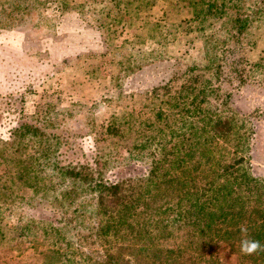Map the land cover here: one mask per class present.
Returning <instances> with one entry per match:
<instances>
[{"label":"rangeland","instance_id":"rangeland-1","mask_svg":"<svg viewBox=\"0 0 264 264\" xmlns=\"http://www.w3.org/2000/svg\"><path fill=\"white\" fill-rule=\"evenodd\" d=\"M41 1L43 7L26 21L0 29V264L105 260L108 248L89 239L96 225L94 199L72 185L53 188L57 179L49 181V170L37 165L47 158L59 166L97 163L104 179L115 183L144 172L128 158L146 144L144 151L159 153L165 174L173 176L175 156L160 153V141L172 137L178 151L201 159L199 185L237 157L251 164L254 175L264 176V6L249 13L247 2L239 13L223 8L220 0H198V6L190 0ZM208 5L223 13L194 17ZM237 18L249 24L239 39L241 54L249 65L260 64L249 70L251 84L240 89L220 84ZM210 86L221 89L210 94ZM35 120L49 124L46 132L53 134L51 147L42 144L40 153L37 140L11 134ZM108 126L125 132L108 134ZM46 151L50 155L41 156ZM183 186L160 185L152 209H164L171 198L166 194ZM66 192L72 193V204L63 198ZM68 220L78 224L75 231ZM171 233L169 240L140 251L123 244L124 263L180 264L191 256L193 264H264V250L241 254L240 241L253 239L248 232L237 233L231 245L215 244L203 256L185 248L182 232ZM158 251H180L183 258L157 261Z\"/></svg>","mask_w":264,"mask_h":264},{"label":"trees","instance_id":"trees-1","mask_svg":"<svg viewBox=\"0 0 264 264\" xmlns=\"http://www.w3.org/2000/svg\"><path fill=\"white\" fill-rule=\"evenodd\" d=\"M39 1L41 4L38 0H0V29L10 30L21 21H26L31 12L40 8V5L43 7L44 2ZM262 1H256L257 4L254 6L255 0L254 2L253 0H220V4L223 8H236L239 13H242V10H245V7L243 8L245 3L251 2V6L246 9L249 13H255L264 6ZM189 3L198 6V0H190ZM65 8L69 10L67 5ZM207 13H223V10L208 5L205 13L195 12L193 15L200 18ZM219 17L221 18V15ZM233 24L236 31L231 36L232 45L226 46L225 40L221 43L227 49L221 65L220 84L222 87L225 84L240 89L251 84L253 79L249 75V70L260 68V64L249 65L245 56L241 54L242 47L239 39L249 28L248 20L237 18L234 19ZM187 30L191 31L189 28ZM192 69L187 67L188 71ZM171 78H177V76L174 75ZM210 87V94L221 89ZM205 89L208 92V88ZM207 92L202 91L205 101L208 99ZM225 98L230 99V95H226ZM239 114L243 113L239 112ZM35 117L38 118L37 115ZM36 120L34 123L30 121L21 123L19 127L13 129L11 134L15 133L20 138L28 135L37 140L36 151L40 153V149L43 150L42 144L47 143L49 148L51 147L53 134L46 132L49 124L38 123ZM116 131L119 134L125 132L116 127L106 128L108 134ZM160 142L164 143L161 154L167 152L175 156L176 171L173 176L165 174L159 153L152 151L148 154L144 151L146 144L135 147L128 158L129 163L142 164L145 167L144 172L134 175L129 173L115 183L104 179L101 167L97 163L59 166L52 158L37 163L38 166L49 170L51 173L48 176L49 181L57 179L56 182H51L53 188L68 184L72 185L74 190L90 192L95 201L93 217L96 225L90 230L93 237L89 235V239L100 241L103 247L108 248L102 264H125V255L121 252V247L125 245L126 248L132 247L138 250L144 249L145 245L154 247L157 243L169 240L172 236L171 230L182 232L180 234L188 244L185 248L192 250L197 256L198 254L203 256L215 244L224 242L231 245L235 235L242 233L240 226L250 228V230L246 228L249 236L264 246V176L254 175L251 164L244 157H237L199 185L198 176L204 173L201 159H189L185 153L178 151L172 137L164 138ZM50 152L41 153V156L50 155ZM143 154L145 157L142 156ZM146 157H150L148 163L144 161ZM35 159L38 160V158ZM173 183H176V186L184 184L185 189L166 194L171 196L170 200L165 201L167 206L164 209L153 210L151 206L155 200V191L160 185L167 186ZM71 194V192L63 194V198L69 204L73 202ZM59 198L55 197L54 202H58ZM36 205V208H40L39 204ZM257 205L260 210L254 213L256 211L254 207ZM63 214L66 217L70 216L68 211ZM68 222L73 223L71 220ZM77 228L78 224L73 223L72 230L75 231ZM154 256L161 262L164 257L169 259L179 256L181 260L183 258L180 251H170L168 255L158 251ZM189 262H192L191 256L179 263L189 264Z\"/></svg>","mask_w":264,"mask_h":264},{"label":"clouds","instance_id":"clouds-1","mask_svg":"<svg viewBox=\"0 0 264 264\" xmlns=\"http://www.w3.org/2000/svg\"><path fill=\"white\" fill-rule=\"evenodd\" d=\"M240 230L242 233L247 232V229L244 226H241ZM261 250H264V246H262L257 240L245 238L240 241V252L243 255H253Z\"/></svg>","mask_w":264,"mask_h":264}]
</instances>
